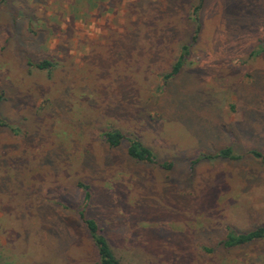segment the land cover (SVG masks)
I'll return each instance as SVG.
<instances>
[{
	"label": "rangeland",
	"instance_id": "1",
	"mask_svg": "<svg viewBox=\"0 0 264 264\" xmlns=\"http://www.w3.org/2000/svg\"><path fill=\"white\" fill-rule=\"evenodd\" d=\"M262 40L264 0H0V264H99L82 209L123 264H264L222 244L264 225Z\"/></svg>",
	"mask_w": 264,
	"mask_h": 264
},
{
	"label": "trees",
	"instance_id": "2",
	"mask_svg": "<svg viewBox=\"0 0 264 264\" xmlns=\"http://www.w3.org/2000/svg\"><path fill=\"white\" fill-rule=\"evenodd\" d=\"M203 5V1L199 3L195 8V12L197 13ZM197 27L195 29V35L193 37L194 40L197 39V35L202 29V22L200 21L198 15L196 14ZM192 45V44H191ZM188 44H183L181 46V52L177 60L171 67V71L165 74L164 78L168 79L174 75H176L185 65L186 58L190 53V46ZM264 52V40L260 42L258 47L254 49L251 53L252 56H258ZM34 66L40 69H48L52 66V62L45 59L37 63H32ZM0 124H6L5 120H0ZM102 138L104 142L111 148H116L120 146L124 135L120 129L112 128L107 129L102 133ZM252 156L264 161V152L253 149L250 151ZM127 153L131 159L137 161H143L148 163H155L157 161L156 154L148 145L144 144L141 140L137 138H129L127 145ZM205 158H226V159H237L240 158V155L235 154L232 147L227 146L225 148L220 149L216 152L215 155H202ZM172 164L169 162L162 163V167L169 169ZM85 191V199L90 197V192L87 189V186L80 183L79 184ZM79 216L83 221L85 227L88 230L91 241L96 249L97 261L99 264H123L120 257L117 256L113 248L111 247L106 235L103 233V229L99 226V223L90 217H87L85 213V209L79 211ZM264 238V225L259 226L255 229L249 231H236L233 228L228 227L227 232L225 234L224 239L222 240V244L224 247L233 248L243 246L255 240Z\"/></svg>",
	"mask_w": 264,
	"mask_h": 264
}]
</instances>
